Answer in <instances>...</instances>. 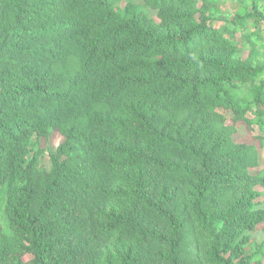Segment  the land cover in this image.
<instances>
[{"label":"trees","instance_id":"1","mask_svg":"<svg viewBox=\"0 0 264 264\" xmlns=\"http://www.w3.org/2000/svg\"><path fill=\"white\" fill-rule=\"evenodd\" d=\"M117 1L0 0V264H264L258 32L224 34L217 0ZM234 1L233 32L264 20Z\"/></svg>","mask_w":264,"mask_h":264},{"label":"rangeland","instance_id":"2","mask_svg":"<svg viewBox=\"0 0 264 264\" xmlns=\"http://www.w3.org/2000/svg\"><path fill=\"white\" fill-rule=\"evenodd\" d=\"M124 1L127 0H118L117 5L119 7L124 5ZM242 1V0H240ZM260 5L264 8V0L259 1ZM212 5V4H211ZM216 6L219 8V11L215 14L216 18L220 21L218 25L221 28V31L228 35L229 37L233 38L237 42H240V40L243 38L244 30L247 32H251V34H254L256 31L258 34L256 35L255 39H258L261 43L257 46L255 56L257 61L262 64L264 62V20L259 21L256 18L248 19L247 22L244 24V26L240 27L238 30L233 32L232 30V24H231V16L234 13V11L237 9V2L234 0H217ZM156 19V18H155ZM231 31V32H230ZM246 51H244V54L246 55ZM225 116L227 117L226 120L228 123H232L231 120V113L229 111H225ZM248 117L251 119H254L253 110H250L248 112ZM239 124V125H238ZM238 127L240 128L238 131V134H235L234 138L236 141H243V140H250L255 139V137L260 133L259 128L256 124H253L251 128L249 129L247 126H245L242 123H238ZM62 141V136L58 132H53L47 139H41L40 146L43 148H47L48 150L54 151L56 146L59 144V142ZM264 159V149L260 150V162L263 163ZM44 163L47 165V157L44 159ZM257 189L262 190L261 187H257ZM258 199H262V197H259ZM264 203V200H262ZM264 238V224H259L256 227V230L251 234V240L252 243H261V241ZM249 248V247H248ZM247 248V249H248ZM31 255L27 254L24 256V260H30Z\"/></svg>","mask_w":264,"mask_h":264},{"label":"crops","instance_id":"3","mask_svg":"<svg viewBox=\"0 0 264 264\" xmlns=\"http://www.w3.org/2000/svg\"><path fill=\"white\" fill-rule=\"evenodd\" d=\"M261 165L263 166V164H261ZM260 197H262V199L260 201L264 200V195H261Z\"/></svg>","mask_w":264,"mask_h":264},{"label":"clouds","instance_id":"4","mask_svg":"<svg viewBox=\"0 0 264 264\" xmlns=\"http://www.w3.org/2000/svg\"><path fill=\"white\" fill-rule=\"evenodd\" d=\"M259 198V197H258ZM258 198L256 199L257 200V202H259V203H262V201H258Z\"/></svg>","mask_w":264,"mask_h":264},{"label":"built area","instance_id":"5","mask_svg":"<svg viewBox=\"0 0 264 264\" xmlns=\"http://www.w3.org/2000/svg\"><path fill=\"white\" fill-rule=\"evenodd\" d=\"M258 201H260V199H258Z\"/></svg>","mask_w":264,"mask_h":264}]
</instances>
